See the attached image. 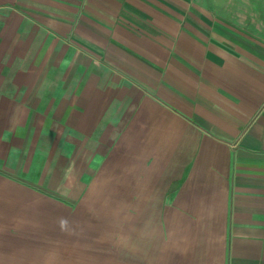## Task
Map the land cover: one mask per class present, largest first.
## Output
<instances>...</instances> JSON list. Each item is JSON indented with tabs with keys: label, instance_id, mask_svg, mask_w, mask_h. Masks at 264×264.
Returning <instances> with one entry per match:
<instances>
[{
	"label": "crops",
	"instance_id": "1",
	"mask_svg": "<svg viewBox=\"0 0 264 264\" xmlns=\"http://www.w3.org/2000/svg\"><path fill=\"white\" fill-rule=\"evenodd\" d=\"M0 264H264V0H0Z\"/></svg>",
	"mask_w": 264,
	"mask_h": 264
},
{
	"label": "rangeland",
	"instance_id": "2",
	"mask_svg": "<svg viewBox=\"0 0 264 264\" xmlns=\"http://www.w3.org/2000/svg\"><path fill=\"white\" fill-rule=\"evenodd\" d=\"M56 136H59V134H50V135H43V139H47V140H54V137L56 138ZM43 152H46V151H43ZM58 152V151H57ZM62 168V170L64 169V167L63 166H58L57 167V170H58V173H61L59 170ZM52 170H53V167H52ZM60 184H63V183H60ZM64 189V188H63ZM64 191H61V192H59V194H61V193H63ZM61 199H64V198H61Z\"/></svg>",
	"mask_w": 264,
	"mask_h": 264
}]
</instances>
